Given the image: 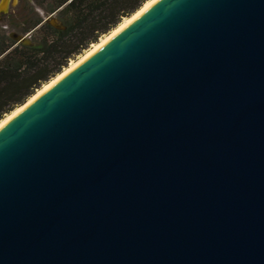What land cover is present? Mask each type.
<instances>
[{
  "label": "water",
  "instance_id": "1",
  "mask_svg": "<svg viewBox=\"0 0 264 264\" xmlns=\"http://www.w3.org/2000/svg\"><path fill=\"white\" fill-rule=\"evenodd\" d=\"M0 264H264V0H155L2 125Z\"/></svg>",
  "mask_w": 264,
  "mask_h": 264
},
{
  "label": "trees",
  "instance_id": "2",
  "mask_svg": "<svg viewBox=\"0 0 264 264\" xmlns=\"http://www.w3.org/2000/svg\"><path fill=\"white\" fill-rule=\"evenodd\" d=\"M34 1L61 27L35 15L28 25L30 44L10 40L0 28V120L146 0Z\"/></svg>",
  "mask_w": 264,
  "mask_h": 264
},
{
  "label": "flooded vegetation",
  "instance_id": "3",
  "mask_svg": "<svg viewBox=\"0 0 264 264\" xmlns=\"http://www.w3.org/2000/svg\"><path fill=\"white\" fill-rule=\"evenodd\" d=\"M40 9L34 0H0V28L10 40L17 42L13 36L30 35L29 22Z\"/></svg>",
  "mask_w": 264,
  "mask_h": 264
},
{
  "label": "bare ground",
  "instance_id": "4",
  "mask_svg": "<svg viewBox=\"0 0 264 264\" xmlns=\"http://www.w3.org/2000/svg\"><path fill=\"white\" fill-rule=\"evenodd\" d=\"M153 1L155 0H146L143 5L133 14H131L128 17H124L123 20L114 28L112 29L108 34H105L103 37L100 38V40L96 43L91 44V46L83 53L81 54L76 60H71L69 65L65 67L60 73H58L55 77H53L50 81L43 84L41 88L37 89V91L22 105L16 107L14 110H12L10 113L6 114L1 120H0V127L4 125L8 120H10L16 112L24 106L26 103H28L30 100L35 98L38 94H40L46 87H48L50 84H52L54 81L59 79L61 76H63L65 73H67L69 70H71L73 67H75L77 64H79L81 61H83L85 58H87L90 54H92L94 51H96L100 46H102L107 40H109L113 35H115L120 29H122L126 24H128L133 18H135L140 12H142L146 7H148Z\"/></svg>",
  "mask_w": 264,
  "mask_h": 264
},
{
  "label": "rangeland",
  "instance_id": "5",
  "mask_svg": "<svg viewBox=\"0 0 264 264\" xmlns=\"http://www.w3.org/2000/svg\"><path fill=\"white\" fill-rule=\"evenodd\" d=\"M46 13V12H45ZM36 15L37 16H41L42 18H43V15L42 14H40V12H36ZM29 33V32H28ZM76 60V59H75ZM70 63V62H69Z\"/></svg>",
  "mask_w": 264,
  "mask_h": 264
}]
</instances>
